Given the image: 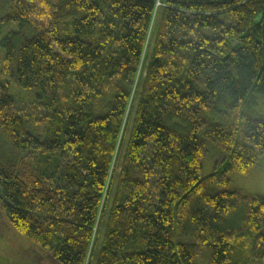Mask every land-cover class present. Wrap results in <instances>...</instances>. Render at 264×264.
<instances>
[{
	"label": "trees",
	"instance_id": "16d2710c",
	"mask_svg": "<svg viewBox=\"0 0 264 264\" xmlns=\"http://www.w3.org/2000/svg\"><path fill=\"white\" fill-rule=\"evenodd\" d=\"M0 10V238L59 264H264V195L230 179L264 155V0Z\"/></svg>",
	"mask_w": 264,
	"mask_h": 264
},
{
	"label": "rangeland",
	"instance_id": "374dc122",
	"mask_svg": "<svg viewBox=\"0 0 264 264\" xmlns=\"http://www.w3.org/2000/svg\"><path fill=\"white\" fill-rule=\"evenodd\" d=\"M2 10H0V16L2 15ZM15 28V25H12ZM154 22L151 25V35H148L147 42L150 47L153 39ZM7 27L3 28L5 31ZM3 54V52H2ZM149 52H146L145 59L143 58V65L146 64ZM142 65V66H143ZM0 72H1V62H0ZM4 78L0 73V81ZM69 84L63 86L59 91V102L60 104L65 103L67 100L68 91L67 88ZM11 92L16 97V104L22 110H27L26 113L29 114L28 120L30 124V129L32 132L42 133V129L37 128V123L35 121V116L37 118V111L32 108L31 101L26 97V92L20 90L14 85H11ZM251 109L255 111L256 114L264 118V99L257 98L255 104L252 103ZM37 128V130L34 129ZM214 148L210 149V156L206 155L202 162V175L210 173L213 165L212 156L214 155ZM231 183L233 187L242 189L248 193H257L264 195V155L260 158L258 164L246 175L234 172L230 176ZM3 233L2 238H0V264H59L51 259H47L41 255L35 256L32 254L31 249L33 246L27 242L23 237L17 235V233L9 226ZM246 254V252H244ZM249 264H260L258 261H250Z\"/></svg>",
	"mask_w": 264,
	"mask_h": 264
}]
</instances>
